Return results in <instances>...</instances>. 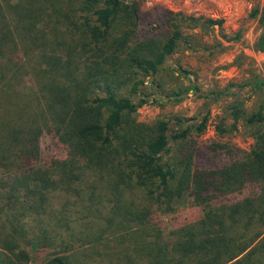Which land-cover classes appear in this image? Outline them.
Wrapping results in <instances>:
<instances>
[{
	"label": "trees",
	"instance_id": "16d2710c",
	"mask_svg": "<svg viewBox=\"0 0 264 264\" xmlns=\"http://www.w3.org/2000/svg\"><path fill=\"white\" fill-rule=\"evenodd\" d=\"M171 16L163 34L139 35L135 1L0 0V264L40 252V264H249L264 227V104L245 118L261 127L250 152L211 169L195 165L191 128L136 118L148 83L166 94L165 62L189 46ZM228 110L244 117L237 101ZM205 128L206 118L192 126ZM44 135L65 147L63 159L42 161ZM248 185L259 194L217 206ZM186 201L201 216L166 235L158 218Z\"/></svg>",
	"mask_w": 264,
	"mask_h": 264
},
{
	"label": "rangeland",
	"instance_id": "374dc122",
	"mask_svg": "<svg viewBox=\"0 0 264 264\" xmlns=\"http://www.w3.org/2000/svg\"><path fill=\"white\" fill-rule=\"evenodd\" d=\"M122 1H135L139 5L141 28H144V31L139 29V35L148 30L152 35L163 34L169 29L164 24L163 15L172 13V16L177 15L182 19L181 31L189 43V46L182 45L167 58L160 74L164 81L163 91L170 95L151 89L147 81L146 92L151 96L149 103L137 110V120L152 123L163 119L175 131L191 128L187 141L195 145L194 162L198 168H218L232 160L243 159L254 145L251 133L261 128L248 126L245 118L264 104V50L261 49L264 39V23L261 20L264 0ZM184 17L222 20L223 25L194 27ZM157 22H162V25L157 27ZM236 101L244 111V117L237 121L232 119L228 110ZM204 118L206 128L202 134H197L192 126L201 123ZM177 119L182 120L181 128L176 124ZM233 123L236 125L235 131L223 135L217 131V127H230ZM216 145L225 148L212 151ZM40 149L42 161L63 159L66 154L65 147L51 135L41 138ZM18 178L16 175L2 177L10 185L21 187L23 185ZM259 192V187L248 185L238 193L221 198L216 204H232L246 197H254ZM200 216L201 210L186 201L173 213L161 215L158 220L167 235L169 231L192 223ZM261 232L262 236L252 247L259 243L261 246L248 259L249 264H264V227ZM43 255L42 252L34 254L35 260L31 264H40Z\"/></svg>",
	"mask_w": 264,
	"mask_h": 264
}]
</instances>
